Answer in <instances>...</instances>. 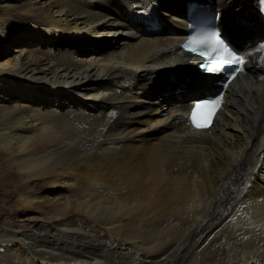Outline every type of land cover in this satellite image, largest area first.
Returning <instances> with one entry per match:
<instances>
[{"label": "bare ground", "instance_id": "bare-ground-1", "mask_svg": "<svg viewBox=\"0 0 264 264\" xmlns=\"http://www.w3.org/2000/svg\"><path fill=\"white\" fill-rule=\"evenodd\" d=\"M191 2L264 40L256 0H0V264H264V67L194 129Z\"/></svg>", "mask_w": 264, "mask_h": 264}, {"label": "snow or ice", "instance_id": "snow-or-ice-1", "mask_svg": "<svg viewBox=\"0 0 264 264\" xmlns=\"http://www.w3.org/2000/svg\"><path fill=\"white\" fill-rule=\"evenodd\" d=\"M225 61L222 57L217 58L214 68H221L224 66ZM220 100H208L203 103H197L192 111L191 119L196 127H207L211 122L212 116L215 114L216 108Z\"/></svg>", "mask_w": 264, "mask_h": 264}, {"label": "rangeland", "instance_id": "rangeland-1", "mask_svg": "<svg viewBox=\"0 0 264 264\" xmlns=\"http://www.w3.org/2000/svg\"><path fill=\"white\" fill-rule=\"evenodd\" d=\"M241 10H242V9L237 10L236 13H237V14H240V13H241ZM251 15H254V14H253V12H251V10L249 9V10H248V16H246V17L248 18V17H250ZM228 16H229L230 18L233 17V16H230L229 13L227 14V17H228ZM237 19H239V18H237ZM229 22H231V19H228V18L225 19V23H224V27H223V29L225 28V26H226L227 24H229ZM230 25H231V24H230ZM226 33H227V31H226ZM256 33H257V32L254 31V32H251V33H249V34H246V37H245V39H243V40L245 41L247 38L251 39L252 37H254V36L256 35ZM241 43H242V42H241ZM241 43H240V46H238V47H242ZM238 45H239V44H238ZM186 81H189V78H188ZM203 94H204V93H203ZM196 97H198V96H196ZM5 192H6V189L3 190V188L0 187V193H5ZM4 213H5V212H4ZM5 214H6V213H5ZM2 215H3V212H2ZM5 217L8 218L9 215H5ZM11 218H12V216H11ZM11 218H10V219H11ZM0 249H1V248H0Z\"/></svg>", "mask_w": 264, "mask_h": 264}, {"label": "water", "instance_id": "water-1", "mask_svg": "<svg viewBox=\"0 0 264 264\" xmlns=\"http://www.w3.org/2000/svg\"><path fill=\"white\" fill-rule=\"evenodd\" d=\"M200 73V72H199ZM202 75V73H200ZM203 76V75H202Z\"/></svg>", "mask_w": 264, "mask_h": 264}]
</instances>
